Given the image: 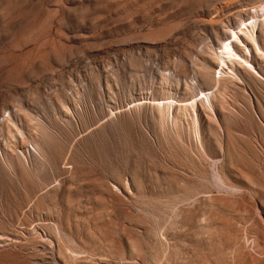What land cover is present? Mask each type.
I'll return each instance as SVG.
<instances>
[{"label": "rangeland", "instance_id": "1", "mask_svg": "<svg viewBox=\"0 0 264 264\" xmlns=\"http://www.w3.org/2000/svg\"><path fill=\"white\" fill-rule=\"evenodd\" d=\"M0 264H264V0H0Z\"/></svg>", "mask_w": 264, "mask_h": 264}]
</instances>
